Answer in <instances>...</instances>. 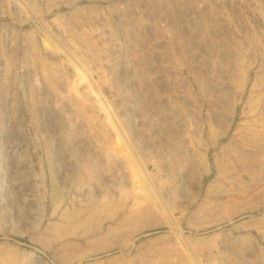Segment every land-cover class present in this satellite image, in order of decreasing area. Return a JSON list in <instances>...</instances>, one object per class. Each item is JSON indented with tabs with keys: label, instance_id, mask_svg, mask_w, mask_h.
Masks as SVG:
<instances>
[{
	"label": "rangeland",
	"instance_id": "1",
	"mask_svg": "<svg viewBox=\"0 0 264 264\" xmlns=\"http://www.w3.org/2000/svg\"><path fill=\"white\" fill-rule=\"evenodd\" d=\"M0 264H264V0H0Z\"/></svg>",
	"mask_w": 264,
	"mask_h": 264
}]
</instances>
